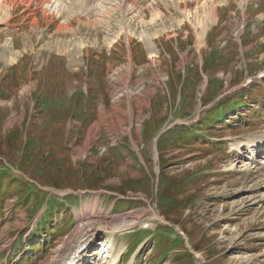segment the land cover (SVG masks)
Returning <instances> with one entry per match:
<instances>
[{
    "label": "rangeland",
    "instance_id": "1",
    "mask_svg": "<svg viewBox=\"0 0 264 264\" xmlns=\"http://www.w3.org/2000/svg\"><path fill=\"white\" fill-rule=\"evenodd\" d=\"M199 1L129 0L143 8L145 19L131 21L134 30L157 31L156 60L137 36L128 34L129 48L127 32L109 50L97 13L118 6L127 23L120 0H95L86 15L75 13L80 7L70 1L63 17L43 13L45 0L20 2L0 14V53L9 54L2 44L17 36L15 49L24 54L16 65L0 59V167H6L0 174V264H53L79 211L97 199L98 209L110 215L82 264L100 263L103 241L117 256L150 236L134 264H264V168L248 158L258 161L262 153L245 151L248 164L238 171L244 157L235 148L264 136V76L258 78L264 75V0H222L216 16ZM28 6L35 12L24 13ZM188 9L193 15L178 23ZM156 12L160 17L152 22ZM114 17L112 24L119 13ZM22 21L31 28L18 30ZM64 23L89 41L78 68L58 55L65 47L57 40L73 37L57 33ZM205 25L201 48L197 36ZM222 110L229 111L218 119ZM205 120L212 128L204 129ZM180 127L187 141L198 136L182 143L166 136L159 145L161 134ZM42 186L64 204L51 200L46 220L44 210L35 213ZM165 195L171 204L160 203ZM124 215L139 218L125 235L103 229ZM41 221L49 228L40 226L38 235ZM146 223L152 230L142 229ZM159 226L176 227L187 239ZM128 256L118 264H127Z\"/></svg>",
    "mask_w": 264,
    "mask_h": 264
},
{
    "label": "bare ground",
    "instance_id": "2",
    "mask_svg": "<svg viewBox=\"0 0 264 264\" xmlns=\"http://www.w3.org/2000/svg\"><path fill=\"white\" fill-rule=\"evenodd\" d=\"M32 1L33 0H0V14L1 13H3V14L11 13V10L16 8L15 4H17V3L22 2V3H25V5L26 4L29 5V3H31ZM45 1L46 2L43 5L46 8H44L45 10L43 11V13L47 12V13L52 14V15H55V13H57V15H61L62 12L66 11L65 9H66L67 5L64 3L65 0H45ZM69 1H73L72 3H70L71 5L76 4L75 8L80 7L78 10L76 9L77 12H75V13H82V14H90L91 13L92 7L89 6V0H69ZM120 2H121L122 9L124 10L125 14L127 16H129V19H130V21H127V23L121 22V20H120L121 15H120V12L118 11L119 10L118 6L115 7L113 5H108V6L104 5L105 7L102 6V8H100L99 12L97 13V14L102 15V16L98 17V18L102 17V19L99 20V22L96 25L104 28V32L107 34L106 38H105V42L108 44V47L109 48L112 47L114 45V43L118 42L117 39L121 38L122 33L127 32L126 33L127 35L129 34V35L137 36V38H139L140 41H144L146 43L148 49L150 50V52L148 54L151 55L150 57L152 59L156 60L155 58L159 57V53H158L157 48H156L157 45L155 44V41L153 40L154 39L153 35L157 36V31H155V32L152 31L153 33L150 32L149 30H139L138 29L139 31H135L134 27H132L130 25L131 21L135 22L138 20L141 22V20H145L142 17L143 16L142 15V13H143L142 9L143 8L142 9L140 7L136 8V6L134 4L135 2L134 3L131 2V4H130L129 0H120ZM220 2L222 3L223 1L222 0H203V2L199 1L200 6L201 5L203 7L207 6V8H209V9L212 8L210 10H211V13L213 12L215 14L214 16H216L218 13L216 6ZM77 3H79V4H77ZM87 5L89 8H86ZM198 7L196 8L197 10H198ZM213 7H215V8H213ZM25 9L29 10V6L26 7ZM83 9H84V11H82ZM24 10H23V12H26ZM34 12H35V10L33 11V13ZM195 12H197V11H195ZM117 13H119V21H116L115 23L112 24L111 17L115 18L114 16L117 15ZM180 13H183V15L180 14L182 16V19H178V23L183 22L182 20H185V19L188 20L193 15V12L189 9L186 11H182ZM65 14H67V13H65ZM93 14L96 15L95 13H93ZM10 15L12 16V14H10ZM200 15L198 17H200ZM153 16L154 17L151 20H152V22H155L160 17V14L157 13L156 15H153ZM8 17L10 18V16H8ZM3 21H5L4 23H7L5 19ZM173 21L175 22V19ZM64 25H65V23H64ZM139 25H140V23H139ZM61 26H62V24H61ZM89 26H90V24H89ZM35 27H33L32 29L38 28V27L37 28H35ZM162 28L161 29L159 28V29L163 31L164 28L163 29ZM66 29H69V27L68 26L66 27V25H65L63 30L61 32L58 31L57 33L59 35L60 34L61 35H72L73 37L69 36L68 39H66V40L58 39L56 42L57 43L56 46H59V48L65 47L62 49L63 52L61 53V55L68 56V59H69L71 65L74 66L75 63L78 62L79 58L77 59V57L82 55V51H84L83 49L88 48L86 46L88 45L87 43H89V41H84L85 39L77 36V30H73V29L72 30H66ZM207 32H208V29H207V26L205 25V26H203L202 31L200 33H198V36H197L198 37L197 38L198 39V46L201 48L204 46L203 45V43H204L203 39L206 38ZM129 35H128V40H129V43H131V39L129 38ZM14 42L15 41L12 38H7L5 40V42L2 44L4 48H9L8 50H10L9 54H6V53L1 54L0 53V59H3L6 64H10V65L13 64L15 62V60L17 59V57L19 55L23 54L19 50L16 51ZM61 46H63V47H61ZM129 46H130V44H129ZM129 48H131V46ZM261 146H264V136L260 137L259 141L258 140L255 141L254 139L250 138V139H247L245 141H238L236 143L235 148L239 151L240 154H242V157H244V159L238 158V164L236 165L237 167L240 165L239 168L237 169L238 171L245 170L246 168H242V167H244V165L248 164L246 162V159L248 156L243 155L245 148H246V151H249L250 155L262 153L260 156V159L258 161H255V159L253 157H248V158L253 159L254 162L257 164H263V168H264V150L263 149L259 150V148ZM255 149H258V150L255 151ZM109 215H110V212L104 213V212H102V210L100 211L98 209V199L96 200L95 204L86 205L85 210L83 212L79 211V213H78V224L75 227L72 234L66 240L65 244L64 245L62 244L60 246V250H59L60 255L53 264H60L61 262L67 260L70 257V255L72 254V252L75 249H77L80 245H82L83 242L84 243L85 242L86 243L93 242L94 234H96V232L99 231V229H101V225L103 224L102 222H104V224L106 223L107 219L109 218L108 217ZM118 218L120 220L119 222H116L113 226H111L109 228H103V229L106 230L108 233H111V234L122 233L124 230H127L128 227L133 226L139 220L138 217H130V215H124V216H121ZM154 219L157 221H161V222L165 221V219L161 218L158 215L154 216ZM108 246H109L108 243L103 241V245L101 247L102 258H101L99 264H109V263L110 264H117L118 263V259H119V256L121 257V253H119L117 256H114L113 252L106 250ZM120 252H122V251H120ZM104 254H107V255H104ZM137 255H138V252H135V254L133 255L129 264H132V262L135 261V257ZM196 256H197V253H196ZM109 258H112V260L110 262H109Z\"/></svg>",
    "mask_w": 264,
    "mask_h": 264
},
{
    "label": "trees",
    "instance_id": "3",
    "mask_svg": "<svg viewBox=\"0 0 264 264\" xmlns=\"http://www.w3.org/2000/svg\"><path fill=\"white\" fill-rule=\"evenodd\" d=\"M232 108V106H230V109ZM229 111V110H228ZM228 111H226V110H222L221 112H220V114L218 115V119H220V118H222L223 117V115H227V112ZM219 122V121H218ZM218 122H216V123H214V127H215V125L218 123ZM204 129H209V128H212V127H210L209 125H210V123H211V120H205L204 121ZM172 134V136H169L168 137V135H165V134ZM167 133H165V134H163L162 136H161V139L159 140V145H160V143H161V141H162V139L164 138V137H166V140H168V142H170V143H173V142H179V143H182L183 141L185 142H189V141H192L193 140V138L195 137V136H198V134H195V133H192V135H189L190 137L188 138V141H187V137H186V134L184 133V129L183 128H175V129H172V130H170V131H168ZM165 135V136H164ZM168 138V139H167ZM40 192H42V191H40ZM5 192L0 188V195L1 194H4ZM2 196V195H1ZM5 196L3 195V198H4ZM166 195L164 196V197H162L161 198V200H160V203L161 204H163V205H169V204H171L172 203V201H168L166 198ZM2 199V198H1ZM59 205H61V206H63L62 204H59ZM63 210H65V208L63 207L62 208V211ZM69 219V218H68ZM51 220H53V219H50V221H49V223L51 222ZM40 226H43V228H41V231L42 232H44L45 230H47L48 228L47 227H45L44 225H40ZM42 232L40 233L41 235H42ZM38 233V235H39V232H37Z\"/></svg>",
    "mask_w": 264,
    "mask_h": 264
},
{
    "label": "crops",
    "instance_id": "4",
    "mask_svg": "<svg viewBox=\"0 0 264 264\" xmlns=\"http://www.w3.org/2000/svg\"><path fill=\"white\" fill-rule=\"evenodd\" d=\"M206 39V38H205ZM16 44V43H15ZM89 51V50H88ZM89 53V52H88ZM58 54V53H57ZM58 55H61V54H58ZM23 58L24 57V54L20 55V58ZM19 58V56L17 57V59L15 60V62L13 63L14 65H16L17 63H19V61H21V59ZM69 61V59H67ZM12 65V64H11ZM70 66H73L71 65V63H69ZM110 67H112V65H110ZM15 69V68H14ZM174 248H177V246L173 245ZM171 252V251H170Z\"/></svg>",
    "mask_w": 264,
    "mask_h": 264
}]
</instances>
